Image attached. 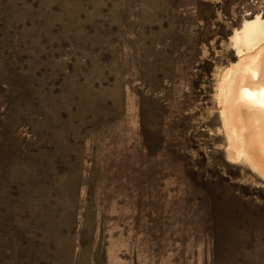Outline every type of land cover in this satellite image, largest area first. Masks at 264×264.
Masks as SVG:
<instances>
[{"label":"rangeland","instance_id":"obj_1","mask_svg":"<svg viewBox=\"0 0 264 264\" xmlns=\"http://www.w3.org/2000/svg\"><path fill=\"white\" fill-rule=\"evenodd\" d=\"M257 16L0 0V264H264V176L232 158L219 98Z\"/></svg>","mask_w":264,"mask_h":264},{"label":"bare ground","instance_id":"obj_2","mask_svg":"<svg viewBox=\"0 0 264 264\" xmlns=\"http://www.w3.org/2000/svg\"><path fill=\"white\" fill-rule=\"evenodd\" d=\"M234 40L243 62L228 71L219 92L229 149L235 151L234 160H247L264 176V164L258 159L264 160V48H261L264 20L261 16L246 21ZM253 51H256L254 55L247 56ZM230 109H236L241 116L237 130L231 128Z\"/></svg>","mask_w":264,"mask_h":264},{"label":"crops","instance_id":"obj_3","mask_svg":"<svg viewBox=\"0 0 264 264\" xmlns=\"http://www.w3.org/2000/svg\"><path fill=\"white\" fill-rule=\"evenodd\" d=\"M259 159V161H260V163H262V164H264L263 162H264V160L263 159H261V158H258ZM262 168H264V166H262ZM262 176V175H261ZM263 178V177H262ZM263 180H264V178H263Z\"/></svg>","mask_w":264,"mask_h":264}]
</instances>
